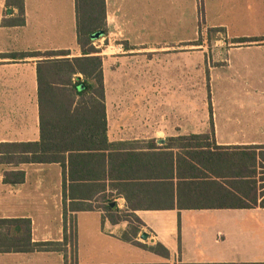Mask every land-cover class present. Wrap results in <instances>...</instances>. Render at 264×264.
<instances>
[{"label": "crops", "instance_id": "crops-1", "mask_svg": "<svg viewBox=\"0 0 264 264\" xmlns=\"http://www.w3.org/2000/svg\"><path fill=\"white\" fill-rule=\"evenodd\" d=\"M105 2L107 34L92 45L102 57L108 141L162 146L209 133L218 146L253 147L264 164V0ZM17 5L0 0V144L40 141L45 53L81 55L75 0H23L22 25ZM24 52L39 55L18 58ZM16 170L24 181L4 182ZM62 184L60 163H0V219H29L32 242L76 234L73 260L68 244L66 253L0 250V264H264V206L138 209L134 235L128 221L81 208L87 202L67 200L64 214ZM124 206L117 198L114 207Z\"/></svg>", "mask_w": 264, "mask_h": 264}, {"label": "trees", "instance_id": "trees-1", "mask_svg": "<svg viewBox=\"0 0 264 264\" xmlns=\"http://www.w3.org/2000/svg\"><path fill=\"white\" fill-rule=\"evenodd\" d=\"M17 1L15 22L22 25L23 0ZM75 17L81 55L69 58V51H50L37 66L40 141L0 144V163H60L64 214L67 200L70 205L87 202L81 208H100L111 223L128 221L134 235L141 224L133 213L138 209L264 206V164L253 147L218 146L210 142L209 133L170 138L162 146L153 141L109 142L102 57L92 45L94 34H107L105 0H75ZM15 153L32 155L12 157ZM24 176L21 170L5 171L3 180L18 184ZM120 197L125 199L123 209L114 207ZM75 239L72 227L62 242H32L29 219H0L3 251L66 253L69 244L73 260Z\"/></svg>", "mask_w": 264, "mask_h": 264}, {"label": "water", "instance_id": "water-1", "mask_svg": "<svg viewBox=\"0 0 264 264\" xmlns=\"http://www.w3.org/2000/svg\"><path fill=\"white\" fill-rule=\"evenodd\" d=\"M101 36H102V32H98V33H96V34L93 35V39H97V38H99V37H101ZM142 238H143V239L146 238V233L143 234Z\"/></svg>", "mask_w": 264, "mask_h": 264}, {"label": "rangeland", "instance_id": "rangeland-1", "mask_svg": "<svg viewBox=\"0 0 264 264\" xmlns=\"http://www.w3.org/2000/svg\"><path fill=\"white\" fill-rule=\"evenodd\" d=\"M202 36L200 35V38H201ZM264 171V170H263ZM262 176H264V173L262 174Z\"/></svg>", "mask_w": 264, "mask_h": 264}, {"label": "built area", "instance_id": "built-area-1", "mask_svg": "<svg viewBox=\"0 0 264 264\" xmlns=\"http://www.w3.org/2000/svg\"><path fill=\"white\" fill-rule=\"evenodd\" d=\"M93 45L96 47V43H93Z\"/></svg>", "mask_w": 264, "mask_h": 264}]
</instances>
